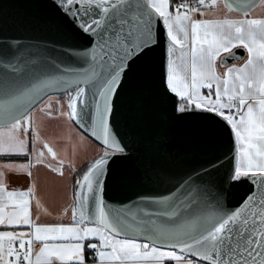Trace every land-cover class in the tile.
<instances>
[{
    "label": "snow or ice",
    "instance_id": "snow-or-ice-1",
    "mask_svg": "<svg viewBox=\"0 0 264 264\" xmlns=\"http://www.w3.org/2000/svg\"><path fill=\"white\" fill-rule=\"evenodd\" d=\"M257 5L264 0H35L36 23L85 43L0 41V264H264V18H250ZM234 49L247 59L230 66L240 60ZM145 96L160 106L151 166L173 158L178 122L206 124L220 142L205 162L170 175L167 195L137 193L114 207L105 199L113 166L137 160L116 118ZM57 114L82 130L80 145L88 136L97 142L86 171L42 136L44 119ZM40 166L74 181L57 222L41 221L52 211L38 195ZM14 174L32 180L27 190H10ZM140 178L138 169L133 183Z\"/></svg>",
    "mask_w": 264,
    "mask_h": 264
},
{
    "label": "water",
    "instance_id": "water-1",
    "mask_svg": "<svg viewBox=\"0 0 264 264\" xmlns=\"http://www.w3.org/2000/svg\"><path fill=\"white\" fill-rule=\"evenodd\" d=\"M34 3L35 0H0V41L5 38L19 37L25 43L39 42L49 49H59L69 44L79 46L85 43L71 32H60L36 23ZM233 51L240 60L229 59V65L240 63L246 57V50L234 49ZM159 111V104L145 96L143 99L126 102L116 118L118 131L128 137L137 149V160L122 161L113 166L114 172L106 187L105 199L114 207L130 204L138 199L137 193L167 195L170 175L205 162L219 145V136L211 135L208 125L197 122H178L171 129L174 145L173 158L162 160L155 167L151 166L149 162L153 159L152 140ZM142 164L145 167H142ZM138 169L141 178L133 183V177ZM246 187L229 196L230 206L240 199Z\"/></svg>",
    "mask_w": 264,
    "mask_h": 264
},
{
    "label": "crops",
    "instance_id": "crops-1",
    "mask_svg": "<svg viewBox=\"0 0 264 264\" xmlns=\"http://www.w3.org/2000/svg\"><path fill=\"white\" fill-rule=\"evenodd\" d=\"M260 6L257 5L254 8L259 11L254 14L251 13L250 18H264V6ZM216 14L223 16L225 12L221 10L217 11ZM232 15L235 18H240L238 14ZM246 59L247 53L244 60ZM244 60L237 64H242ZM218 70L224 71V69L220 68ZM41 134L46 140L51 142V146L60 157H64L67 154V157L76 164L78 169H82L96 155L98 144L90 137H86L85 144L80 145L79 137L83 134L82 131L73 122L68 121L66 118H60L58 114L53 119H44V123L41 126ZM74 151L75 155H73ZM49 160H51L50 157ZM19 162H24V159H20ZM51 162L55 164V161ZM33 176L38 184V195L42 203L52 211V216L42 215L41 221L47 223L57 222L58 210L70 202L73 184L72 177L66 175L61 178L43 166L33 168ZM31 182L32 180L26 174L10 175L8 180L10 190H27ZM64 222H67V219Z\"/></svg>",
    "mask_w": 264,
    "mask_h": 264
},
{
    "label": "rangeland",
    "instance_id": "rangeland-1",
    "mask_svg": "<svg viewBox=\"0 0 264 264\" xmlns=\"http://www.w3.org/2000/svg\"><path fill=\"white\" fill-rule=\"evenodd\" d=\"M260 7H263V6H260ZM221 10H224V9L221 8V9L218 10V11H221ZM225 11H226V10H224V12H225ZM258 11H259L258 9H253L251 13L254 14V13H257ZM251 13H250V14H251Z\"/></svg>",
    "mask_w": 264,
    "mask_h": 264
},
{
    "label": "trees",
    "instance_id": "trees-1",
    "mask_svg": "<svg viewBox=\"0 0 264 264\" xmlns=\"http://www.w3.org/2000/svg\"><path fill=\"white\" fill-rule=\"evenodd\" d=\"M20 159H24V158L21 157V158H19V160H20ZM85 166H86V165H85ZM85 166L82 168V171H84V169L86 168ZM82 171H81L80 174H82ZM73 182H74V181H73Z\"/></svg>",
    "mask_w": 264,
    "mask_h": 264
},
{
    "label": "flooded vegetation",
    "instance_id": "flooded-vegetation-1",
    "mask_svg": "<svg viewBox=\"0 0 264 264\" xmlns=\"http://www.w3.org/2000/svg\"><path fill=\"white\" fill-rule=\"evenodd\" d=\"M231 65H232V64H231ZM231 65H230V66H231ZM220 69H223V68H220Z\"/></svg>",
    "mask_w": 264,
    "mask_h": 264
}]
</instances>
